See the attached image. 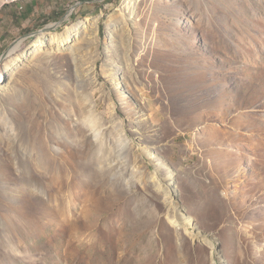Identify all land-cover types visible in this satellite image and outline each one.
<instances>
[{"label": "rangeland", "instance_id": "374dc122", "mask_svg": "<svg viewBox=\"0 0 264 264\" xmlns=\"http://www.w3.org/2000/svg\"><path fill=\"white\" fill-rule=\"evenodd\" d=\"M25 2L0 24V264H264V0Z\"/></svg>", "mask_w": 264, "mask_h": 264}, {"label": "bare ground", "instance_id": "6f19581e", "mask_svg": "<svg viewBox=\"0 0 264 264\" xmlns=\"http://www.w3.org/2000/svg\"><path fill=\"white\" fill-rule=\"evenodd\" d=\"M12 1H15V0H12ZM20 40V39H19ZM22 40V39H21ZM41 41V40H40ZM21 42V41H20ZM67 42H68V35H66V34H57V35H55L52 39H51V47L53 48V50L55 51V50H61L62 48H64V47H66L67 46ZM19 42H18V44L17 45H15V47L13 48V52L15 51V50H17L18 49V47H19ZM42 46L44 47V45H42V44H39V42L38 41H36V43H34V48H33V51L31 52V54H33V53H35V52H38L41 48H42ZM50 47V48H51ZM26 56H28V55H26ZM26 58V57H25ZM3 82V80H2V78H1V76H0V85H2L1 83ZM149 151V150H148ZM149 154L150 155H152L153 153L151 152H149ZM171 174L168 176V180H169V182H168V186H170L171 185ZM160 183V182H159ZM159 187H161V185L159 186ZM171 221L174 223V224H176L177 223V220L175 219V218H171ZM184 221L185 222H188V221H190L187 217H184Z\"/></svg>", "mask_w": 264, "mask_h": 264}, {"label": "crops", "instance_id": "0c3cea01", "mask_svg": "<svg viewBox=\"0 0 264 264\" xmlns=\"http://www.w3.org/2000/svg\"><path fill=\"white\" fill-rule=\"evenodd\" d=\"M39 1L40 0H29V1L26 0L25 2L24 0H18L17 2H15V4H2L0 6V24L3 23V21L5 22L6 20H9L8 22L15 21L14 16L12 15L13 8L24 9V2H25V6L29 4L38 6ZM18 22L19 21H17L16 23ZM21 25L24 26L25 24L23 23ZM16 29H20V27H17ZM3 34H4L3 32L0 33V39H2ZM2 41H4V39H2ZM0 56H2V54Z\"/></svg>", "mask_w": 264, "mask_h": 264}, {"label": "water", "instance_id": "95a60500", "mask_svg": "<svg viewBox=\"0 0 264 264\" xmlns=\"http://www.w3.org/2000/svg\"><path fill=\"white\" fill-rule=\"evenodd\" d=\"M50 28H53L54 27V25H51V26H49ZM6 53L4 52L3 54H2V56H4Z\"/></svg>", "mask_w": 264, "mask_h": 264}, {"label": "built area", "instance_id": "2783aa9c", "mask_svg": "<svg viewBox=\"0 0 264 264\" xmlns=\"http://www.w3.org/2000/svg\"><path fill=\"white\" fill-rule=\"evenodd\" d=\"M22 8V7H21Z\"/></svg>", "mask_w": 264, "mask_h": 264}]
</instances>
